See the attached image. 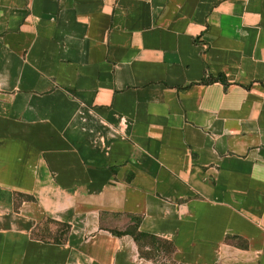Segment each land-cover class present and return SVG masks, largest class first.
<instances>
[{
	"label": "crops",
	"instance_id": "crops-1",
	"mask_svg": "<svg viewBox=\"0 0 264 264\" xmlns=\"http://www.w3.org/2000/svg\"><path fill=\"white\" fill-rule=\"evenodd\" d=\"M0 264H264V0H0Z\"/></svg>",
	"mask_w": 264,
	"mask_h": 264
},
{
	"label": "trees",
	"instance_id": "trees-1",
	"mask_svg": "<svg viewBox=\"0 0 264 264\" xmlns=\"http://www.w3.org/2000/svg\"><path fill=\"white\" fill-rule=\"evenodd\" d=\"M19 195H23V194H19ZM131 219H133V223L129 224L125 229L123 230H114V232L116 234H121V233H130L133 238L136 240V242L140 245L141 247V240H148L150 243L157 245L158 247L160 246L167 254H169L172 249V243L169 240L160 238L154 234L148 233V232H144L141 230H138V223H139V216L136 215H131ZM52 221V219L46 217V219H44V223L43 224H47L48 222ZM58 228H63L62 225H60V227ZM39 235L41 237H46V235L48 234L49 236H52L57 239V232L52 233V232H48L45 230L39 231ZM142 250L140 249V252Z\"/></svg>",
	"mask_w": 264,
	"mask_h": 264
}]
</instances>
